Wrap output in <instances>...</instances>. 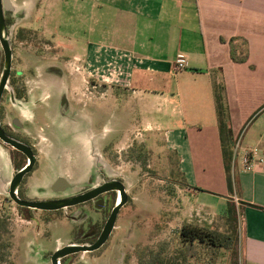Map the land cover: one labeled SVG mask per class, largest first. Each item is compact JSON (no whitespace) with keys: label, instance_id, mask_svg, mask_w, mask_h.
<instances>
[{"label":"crops","instance_id":"0c3cea01","mask_svg":"<svg viewBox=\"0 0 264 264\" xmlns=\"http://www.w3.org/2000/svg\"><path fill=\"white\" fill-rule=\"evenodd\" d=\"M22 8L67 60V88L50 85L52 96L70 106L80 75L123 87L147 130L163 131L154 109L173 123L163 133L197 210L220 217L234 203L240 264H264V164L227 173L214 93L223 85L231 145L242 135L244 147L264 151V0H24ZM179 57L186 66L175 71Z\"/></svg>","mask_w":264,"mask_h":264},{"label":"rangeland","instance_id":"374dc122","mask_svg":"<svg viewBox=\"0 0 264 264\" xmlns=\"http://www.w3.org/2000/svg\"><path fill=\"white\" fill-rule=\"evenodd\" d=\"M23 1L11 0L16 11L8 33L13 54L12 78L5 89L2 106L7 115L5 121L11 122L16 116L21 119L23 129L16 131L17 134L36 145L42 164L32 179L41 182L60 174L72 185L66 194L74 195L90 185L88 180L95 186L122 177L129 202L121 212L118 226H126V232H120L119 228L118 247L112 253L118 256L119 251L126 252L128 264H138L149 251L176 249L177 232L185 223L213 224L225 231L224 220L197 210L178 173L177 154L163 133L165 129H172L173 123L162 120L155 109L151 118L159 119L163 131L144 128L141 113L127 105L123 87L97 86L93 78L89 81L86 77L85 82L79 75L75 78H79L76 84L81 90L70 98L68 114L62 117L57 113L63 97L60 99L62 94L52 96V88H67V60L48 38L30 28V16L22 19ZM26 9L29 12V4ZM3 65L0 45V76ZM51 68L61 74L50 73ZM74 68L76 71L79 67ZM40 90L47 94L38 93ZM42 93V108L35 110L39 123L35 125L32 120H24L19 108L32 104ZM45 111L49 112L48 119ZM164 114L172 118V106ZM85 158L87 168L83 163ZM15 172L11 150L0 141V217L6 223L0 237V250L5 257L2 264H47L41 257L43 251L72 243L69 232L60 228L68 222L60 223L58 219L65 215L59 213L48 214L46 223L41 220V213L33 215L34 221L22 219L8 195V184ZM65 211L71 214V209ZM5 243L7 247L3 246ZM203 256V261L195 260L191 264H212L208 255ZM214 264H230L229 253L220 251Z\"/></svg>","mask_w":264,"mask_h":264},{"label":"flooded vegetation","instance_id":"af4514ba","mask_svg":"<svg viewBox=\"0 0 264 264\" xmlns=\"http://www.w3.org/2000/svg\"><path fill=\"white\" fill-rule=\"evenodd\" d=\"M1 3L5 17L6 29L9 33L10 27L12 26L13 22V16L16 11L14 9H7L5 7V0H1ZM17 35L19 36L18 33ZM48 71L57 75L61 74L58 69L51 68ZM10 78H12L11 74L9 76V79ZM5 89L0 103V126L6 135L27 145L30 148V152L34 157V163L31 169L24 174L20 181V184L17 189L18 197L23 201L33 202L61 201L87 194L91 190L101 186L102 184L94 186L91 184V180H88V183L90 185H86L85 188H83L81 191L74 195H69L66 194V192L72 188L70 182V186H68L66 189L61 188L60 185H55V182L61 176H57L55 179H53V175H51L47 178L46 181L41 182L32 179L34 172L38 168H40L42 164L41 159L40 156L37 154L38 150L35 149L36 145L28 141V139H25V137H21L17 134L16 131L23 129V124H21L20 121L21 119L16 116L11 119V122L5 121L7 115L5 113V108L2 106ZM18 97L20 99H24V96L22 95H19ZM62 97L63 96H61L60 99ZM42 102V100L37 99L32 104L29 103L26 106L20 107V115L24 117L25 121L32 120L33 122H35V125H38V113L35 112V110L42 108ZM49 110H55V108L49 107ZM69 110L70 106L68 104L62 106L61 102L59 104V108H56L57 113H60L62 117H65L68 114ZM31 112L33 113V115L29 114ZM48 114L49 112L45 111L44 116L47 119L49 118ZM39 129L42 130L43 128L40 127ZM7 146L11 150L12 164L16 168V174L21 169L27 167L30 161L25 153L18 151L9 145ZM110 181H115L120 185V187H122V190L124 192V199L122 198L121 191L116 189L98 194L83 203L64 207L58 210H40L19 206L9 197L11 201H13L17 205L18 212L20 213L21 218L28 221L35 220L33 217L35 213L43 214V219H41L43 223H46V221L48 222V214L53 215L54 213H59V215H65L62 219H58V221L60 223H62V221L68 222L65 225H61L60 228H63L64 232H69L68 235H70L72 243L64 244L63 246L54 250L43 251L41 257L45 258L44 261L47 264H128L129 255L126 252L119 251L118 256H113V253H116V251H114V248L118 247V243L116 241L118 233L117 231L120 228V232H126V226L122 225L123 227H119L118 224L121 221V212L129 202V197L127 195V189L125 187L122 177H118ZM10 182L8 184V192L10 188ZM116 208H118V210L116 212L115 219L110 225L112 214ZM67 209H71V214H69L68 212L66 213L65 210ZM96 246L97 248L94 249V247ZM69 247H82L85 249L74 252H72L71 250H65V248Z\"/></svg>","mask_w":264,"mask_h":264},{"label":"trees","instance_id":"16d2710c","mask_svg":"<svg viewBox=\"0 0 264 264\" xmlns=\"http://www.w3.org/2000/svg\"><path fill=\"white\" fill-rule=\"evenodd\" d=\"M19 32H22L20 30ZM21 35V34H20ZM215 103L219 130L223 142V155L227 173L230 171L232 157V145L228 129L229 111L224 96V87L214 83ZM179 166V158L177 157ZM184 186H187L183 173L178 168ZM230 181V180H229ZM240 209L237 210L234 203H229L226 213L220 216L226 225L225 231H220L215 225H199L197 223H185L177 232V247L168 252L166 249L154 252L149 251L141 257L138 264H191L192 261H203V254L210 257V262L215 263L220 251L229 253L230 264H240ZM6 223L0 217V237ZM1 246V245H0ZM7 247V244H3ZM206 260V259H205ZM5 262V257L0 250V264Z\"/></svg>","mask_w":264,"mask_h":264},{"label":"water","instance_id":"95a60500","mask_svg":"<svg viewBox=\"0 0 264 264\" xmlns=\"http://www.w3.org/2000/svg\"><path fill=\"white\" fill-rule=\"evenodd\" d=\"M13 6L14 5L11 3V0H5V7L7 9H13ZM0 45L4 53V67H3L2 74L0 77V103H1V98L3 95L4 89L7 87L10 72H11V66H12V47H11L7 29H6V25H5V17H4L1 0H0ZM66 104H67V99L63 95L61 105L65 106ZM0 140L2 141L3 144L9 145L16 150L25 153L28 156V159L30 161L29 165L25 167L24 169H21L20 171H18L13 176L10 182V188H9L8 195L19 206L29 207L33 209H40V210H58L64 207L83 203L95 197L98 194H101L103 192L110 191V190H116V189L121 191L122 198L124 199V192L122 190V187H120V185L117 182L110 181V182H105L104 184L97 187L96 189L91 190L87 194L80 195V196L67 199V200L46 201V202L45 201H41V202L23 201L18 197L17 189H18V186L24 174L31 169L34 163V157L31 154L30 148L27 145L6 135L4 131L2 130L1 126H0ZM69 184H70L69 181L62 176L59 177L58 180L55 182V185L57 186L60 185L61 188H64V189L70 186ZM117 210L118 208H116L112 214L110 225L113 223V220L115 219ZM95 248H97V246L94 247V249ZM84 249L85 248H82V247L65 248V250H69V251L71 250L72 252L80 251Z\"/></svg>","mask_w":264,"mask_h":264},{"label":"built area","instance_id":"2783aa9c","mask_svg":"<svg viewBox=\"0 0 264 264\" xmlns=\"http://www.w3.org/2000/svg\"><path fill=\"white\" fill-rule=\"evenodd\" d=\"M186 61L179 57L174 67L175 71L183 70ZM264 164V151L258 146L244 147L242 145V135L238 136L232 143V157L230 163L231 174L236 168L242 172H253ZM238 205V199L235 198Z\"/></svg>","mask_w":264,"mask_h":264},{"label":"bare ground","instance_id":"6f19581e","mask_svg":"<svg viewBox=\"0 0 264 264\" xmlns=\"http://www.w3.org/2000/svg\"><path fill=\"white\" fill-rule=\"evenodd\" d=\"M81 162V161H80ZM82 163V162H81ZM83 163H84V165H85V168L87 167V162L86 161H84V159H83Z\"/></svg>","mask_w":264,"mask_h":264}]
</instances>
